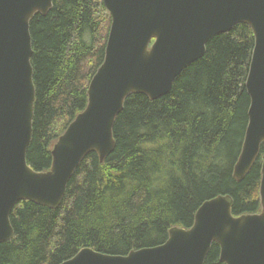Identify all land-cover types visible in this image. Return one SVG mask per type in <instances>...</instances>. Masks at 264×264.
<instances>
[{
    "label": "trees",
    "instance_id": "trees-1",
    "mask_svg": "<svg viewBox=\"0 0 264 264\" xmlns=\"http://www.w3.org/2000/svg\"><path fill=\"white\" fill-rule=\"evenodd\" d=\"M112 18L104 0H54L30 31L36 88L29 165L47 171L52 150L88 104V88L104 62ZM247 24L212 38L203 58L155 101L133 94L114 126V152L89 154L57 210L21 201L11 213L12 240L0 264H62L81 250L127 256L164 244L174 227L193 226L199 208L219 195L233 214L261 212L264 144L240 182L233 177L249 124L246 89L255 49ZM153 43V42H152ZM213 244L205 264H224Z\"/></svg>",
    "mask_w": 264,
    "mask_h": 264
},
{
    "label": "water",
    "instance_id": "water-1",
    "mask_svg": "<svg viewBox=\"0 0 264 264\" xmlns=\"http://www.w3.org/2000/svg\"><path fill=\"white\" fill-rule=\"evenodd\" d=\"M53 2L0 0V244L14 237L11 213L19 202L57 210L84 159L95 153L104 163L114 152L115 122L129 96L168 95L207 43L237 24L250 26L256 41L246 82L249 124L233 177L248 175L264 144V0H104L112 23L87 107L55 143L50 169L36 171L27 160L36 101L30 25ZM261 173L259 213L235 216L233 198L219 195L162 245L127 256L85 248L62 264H205L213 244L224 264H264V161Z\"/></svg>",
    "mask_w": 264,
    "mask_h": 264
}]
</instances>
